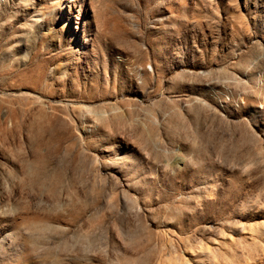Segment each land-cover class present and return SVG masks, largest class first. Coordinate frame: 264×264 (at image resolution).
<instances>
[{
	"label": "rangeland",
	"instance_id": "obj_1",
	"mask_svg": "<svg viewBox=\"0 0 264 264\" xmlns=\"http://www.w3.org/2000/svg\"><path fill=\"white\" fill-rule=\"evenodd\" d=\"M0 264H264V0H0Z\"/></svg>",
	"mask_w": 264,
	"mask_h": 264
}]
</instances>
